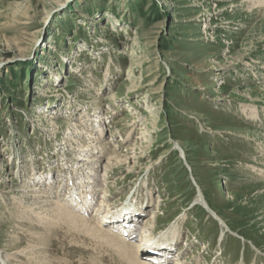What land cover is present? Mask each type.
Returning a JSON list of instances; mask_svg holds the SVG:
<instances>
[{
	"label": "rangeland",
	"instance_id": "374dc122",
	"mask_svg": "<svg viewBox=\"0 0 264 264\" xmlns=\"http://www.w3.org/2000/svg\"><path fill=\"white\" fill-rule=\"evenodd\" d=\"M249 1L0 0V264H29L39 235L52 264H92L93 244L38 215L73 190L89 219L138 199L141 250L172 225L179 264H264V0Z\"/></svg>",
	"mask_w": 264,
	"mask_h": 264
},
{
	"label": "bare ground",
	"instance_id": "6f19581e",
	"mask_svg": "<svg viewBox=\"0 0 264 264\" xmlns=\"http://www.w3.org/2000/svg\"><path fill=\"white\" fill-rule=\"evenodd\" d=\"M252 1H254V5L257 6L259 4V1H261V0H252ZM75 127L78 128L79 125L76 124ZM178 147L179 146H177V148ZM101 149L104 150L105 148L103 147ZM178 149H179V153L181 155V158L183 160H185V157L183 156L182 150L180 148H178ZM95 155L96 154L92 153V156H89L90 158H88V159H86V158L82 159L81 157H80L81 159H79L78 158L79 156H78L77 160H81L82 164H83V162L84 163L88 162L91 164L92 162L95 161ZM90 169L91 168L87 167V171L89 172V174L91 172ZM83 172L84 171H82V173ZM84 175H87V173H84ZM88 182H90V180ZM88 182L86 179V183H88ZM38 189L39 188L35 187L31 192L34 193L35 190H38ZM76 193H77V191H75V190L70 192V194L67 197L68 202L65 205H60V204H58V202L54 201V202H51L48 206L46 205L45 208L42 207V208L38 209L41 211L38 213L39 217L45 216L42 219V220H45V222L43 221L45 223V225H43L44 223L42 224L41 222H40V224L43 225V227L45 226V228H46L45 230L51 231L54 227H59V228H61V230L63 229L64 232H67V234L70 233V235H73V236L75 235L76 238H77V236L83 237V241L88 240L90 244H93V250L94 251L96 250L95 252L93 251V253H91V254H93V256L90 257L91 258L90 262L92 264H107L108 262H112L114 264H161L160 262H163V261H164L163 263H168V264L170 261L172 262V264H179L177 259H170L169 255L167 254L168 249L166 246L167 245L166 242H170V241L173 242L175 240V237L177 234V229L171 233V230L173 228L172 225L167 230V232H165V236L168 235L166 237H169L168 241L167 240L165 241L163 239H162L163 240L162 241L160 239L159 240L160 242L155 243L156 246H155V244L149 245V241H147L144 244L145 249L141 250L140 248H137L135 245H133V243H128L130 240L129 237L131 235L130 234L131 230H129V228H131V227H128V226L119 227L120 224L117 225V223L129 225L130 224L129 221L131 220V218H133V219L138 218V216H131L128 213L131 210H136V205H133V204H135V202H133V204H132V203H130L131 202L130 199L123 200L124 202L122 201L123 203H121L118 206V208H116V211H118V209H120V211H122V212H116L115 211L116 217H118V222L112 223L111 220L108 219L109 216H107V218H106L105 215L102 217H98V215H97L95 218L91 217L90 219L86 218L88 216V214L85 215V212H87V210L92 208L91 205L89 204V203H91V200H92L91 199V197H92L91 193L90 194L86 193L87 196H89L90 198L89 197H85V198L79 197L78 198ZM197 194L198 195L196 196V199L194 200V205H196V204L200 205L204 209V211L212 219L214 218L215 221L218 224H220L221 229L224 231L226 226L218 218V216H216V214H214L213 211L207 206V204L205 203V201H204L201 193L199 192V190H198ZM44 196H45V194L34 193L30 197L31 198H42ZM103 201H104V199L101 198L99 200V203L100 204L102 203L103 206H106L105 201L104 202ZM141 208L142 207L140 206V209ZM47 209H49L50 212ZM95 210H98V208L95 207ZM110 210H111V208L110 209L108 208L106 212L110 213L111 212ZM112 210H113V208H112ZM47 212H49V213H47ZM112 212L115 213L114 211H112ZM138 215H140V214H138ZM89 216H91V215H89ZM22 217H24V215L23 216L21 215L20 218H22ZM46 217H49V218H46ZM102 227L105 229H103ZM125 227H127V228H125ZM119 228H120V230H119ZM36 233H37V231L35 232V234ZM54 233H57V230L56 231L54 230ZM54 233H52V234H54ZM116 233L121 235V237H123V238H120ZM37 234H39V233H37ZM223 235H222V237H223ZM39 236L40 237H38V240H36L37 243H36V241H33L31 243H28L29 245L26 249L24 248V250H27V252H28L25 255L27 256L29 254L28 263L29 264H52L51 261L49 260L50 254H48V253L45 254L44 249L40 250V248L38 249V247H37L39 245V246H41V248L46 247L49 249L51 247V245L49 243L50 239L49 240L47 239L48 240L47 241L45 239L44 235H42V236L39 235ZM21 244L22 243L18 242L16 244H10V246L11 247L15 246L16 248H18ZM161 246H163V247H161ZM148 247L150 248V250L147 251L146 248H148ZM73 249L76 250L77 248H73ZM99 249H101V250H99ZM24 250L22 249V251H24ZM22 251H19V252H22ZM76 251H80L81 254L84 253V249H81V248L77 249ZM47 252H48V250H47ZM94 253L96 254L95 256H94ZM48 257H49V259H48ZM158 258H161V259L165 258V260L162 261V260H159ZM8 260H10V259H7V261ZM10 263H7V264H10ZM60 264H63V263H60ZM68 264H75V262L71 261V258H70Z\"/></svg>",
	"mask_w": 264,
	"mask_h": 264
}]
</instances>
